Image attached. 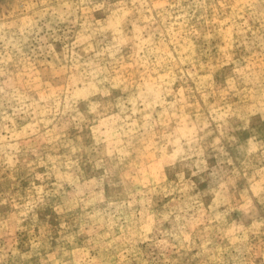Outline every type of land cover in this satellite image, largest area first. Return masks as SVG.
Segmentation results:
<instances>
[{
	"label": "rangeland",
	"instance_id": "obj_1",
	"mask_svg": "<svg viewBox=\"0 0 264 264\" xmlns=\"http://www.w3.org/2000/svg\"><path fill=\"white\" fill-rule=\"evenodd\" d=\"M0 264H264V0H0Z\"/></svg>",
	"mask_w": 264,
	"mask_h": 264
}]
</instances>
